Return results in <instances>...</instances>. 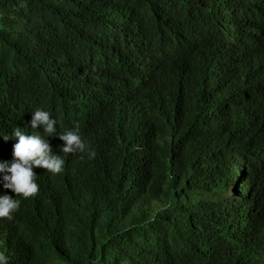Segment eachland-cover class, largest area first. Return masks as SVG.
<instances>
[{
    "label": "trees",
    "instance_id": "obj_1",
    "mask_svg": "<svg viewBox=\"0 0 264 264\" xmlns=\"http://www.w3.org/2000/svg\"><path fill=\"white\" fill-rule=\"evenodd\" d=\"M36 108L87 148L46 137L8 264H264V0H0V134Z\"/></svg>",
    "mask_w": 264,
    "mask_h": 264
},
{
    "label": "clouds",
    "instance_id": "obj_2",
    "mask_svg": "<svg viewBox=\"0 0 264 264\" xmlns=\"http://www.w3.org/2000/svg\"><path fill=\"white\" fill-rule=\"evenodd\" d=\"M56 118L49 111L36 108L31 111L29 126L38 127L44 135H26L19 127H14L10 133L0 134V139L14 140L10 160H0V188L11 190L15 196L7 193L0 194V218L12 219L20 206L19 198H29L38 192L35 182L36 174L33 169L40 167L50 174L60 173L65 160L58 154H75L86 151V143L81 136L79 126L57 132ZM56 135L62 144L58 146V153L52 151V146L46 137ZM89 155L94 153L89 152ZM0 264H8V257L0 252Z\"/></svg>",
    "mask_w": 264,
    "mask_h": 264
}]
</instances>
